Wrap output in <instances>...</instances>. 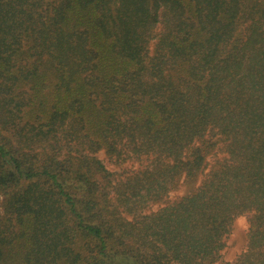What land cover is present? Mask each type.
Masks as SVG:
<instances>
[{"label":"trees","instance_id":"16d2710c","mask_svg":"<svg viewBox=\"0 0 264 264\" xmlns=\"http://www.w3.org/2000/svg\"><path fill=\"white\" fill-rule=\"evenodd\" d=\"M3 189L0 264H264V0H0Z\"/></svg>","mask_w":264,"mask_h":264},{"label":"rangeland","instance_id":"374dc122","mask_svg":"<svg viewBox=\"0 0 264 264\" xmlns=\"http://www.w3.org/2000/svg\"><path fill=\"white\" fill-rule=\"evenodd\" d=\"M161 29L160 25L157 28V31ZM154 42H152V46H154ZM98 156L111 168L113 169H119L116 167L117 165L113 163V160L109 159L107 154L105 153L104 150L98 152ZM137 166L138 163L134 162H126L124 163V166ZM200 181V177L198 180L191 181L189 179H185L184 181L180 182L178 187L174 189L171 193L170 196L167 197L164 202L172 201L175 200L178 195L188 193L192 191ZM2 191V192H1ZM0 192V199L4 200L6 196V190L4 191L1 190ZM163 202V203H164ZM157 206V205H155ZM249 215L244 214L240 218L237 219L235 223V227L233 230V233L231 235L230 241H229V246L226 247L223 250V256L220 261V264H235L236 259L238 257V254L242 251V249H245L246 246H244L247 243V229L249 227Z\"/></svg>","mask_w":264,"mask_h":264}]
</instances>
